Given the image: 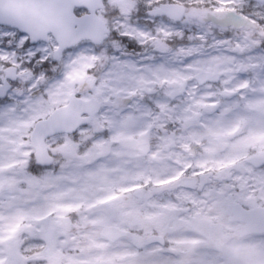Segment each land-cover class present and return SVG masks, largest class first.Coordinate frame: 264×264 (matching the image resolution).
I'll return each instance as SVG.
<instances>
[{
    "label": "snow or ice",
    "instance_id": "snow-or-ice-1",
    "mask_svg": "<svg viewBox=\"0 0 264 264\" xmlns=\"http://www.w3.org/2000/svg\"><path fill=\"white\" fill-rule=\"evenodd\" d=\"M0 264H264V0H0Z\"/></svg>",
    "mask_w": 264,
    "mask_h": 264
}]
</instances>
